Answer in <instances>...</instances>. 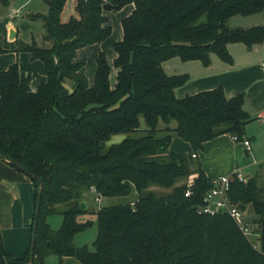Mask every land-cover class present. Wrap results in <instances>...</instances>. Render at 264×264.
Segmentation results:
<instances>
[{
    "label": "trees",
    "instance_id": "trees-1",
    "mask_svg": "<svg viewBox=\"0 0 264 264\" xmlns=\"http://www.w3.org/2000/svg\"><path fill=\"white\" fill-rule=\"evenodd\" d=\"M12 1L0 0L2 11ZM45 2V12L28 14L42 22L43 43L20 39L14 51L41 60L46 81L34 89L32 73L18 62L0 72V155L37 177H32L38 213L34 254L40 263L57 255L82 264H264V189L258 174L247 181L234 177L229 191L233 202L250 206L257 216L250 222L259 234L253 240L231 216L199 212L214 180L200 161L193 169L187 153L171 149L174 137L190 142L194 153L221 134L246 138L253 118L244 93L228 97L217 87L180 98L176 89L190 76L168 74L164 67L174 57L208 66L213 54L233 63L229 44L252 49L263 43L264 25L228 22L264 11V0H77L78 17L67 22L61 20L67 0ZM106 3L114 10L129 3L135 8L121 21L123 38L114 44L113 64L101 50L90 83L78 50L112 34ZM7 51L0 38V54ZM120 133L128 136L105 150V142ZM98 194L110 203L98 204ZM53 214L63 216L59 229L48 221ZM95 222L94 248L77 245L75 236ZM30 262L31 246L15 257L0 231V264Z\"/></svg>",
    "mask_w": 264,
    "mask_h": 264
},
{
    "label": "crops",
    "instance_id": "crops-1",
    "mask_svg": "<svg viewBox=\"0 0 264 264\" xmlns=\"http://www.w3.org/2000/svg\"><path fill=\"white\" fill-rule=\"evenodd\" d=\"M46 4L45 0H13L10 5L15 11L14 19L0 17V38L5 48L11 51L0 54V72L14 62H18L21 70L31 72L33 75V88L46 81V76L40 71L43 67L41 60H32L31 54L26 51L16 52L17 40L30 41L34 35L32 31H26L28 26L38 27L36 21L23 17L16 22V17L26 12L36 13ZM77 0H67L61 14L62 21H68L71 16H77ZM47 5V4H46ZM45 8V7H44ZM134 3H129L116 13L112 10L106 11L109 24L119 22L115 30L112 26V34L105 42L96 43L82 47L78 50L77 60L84 61L83 67L90 83L94 82L99 52L104 50L108 60L113 64L116 57L114 44L123 38L122 19L134 10ZM47 9V8H46ZM15 33V34H14ZM14 34V35H12ZM35 36V35H34ZM43 32L35 38L42 41ZM228 49L232 54L233 63L223 61L217 54L211 56L210 65L206 66L199 60L182 61L177 59V74H188L190 80L176 89L178 97L195 94L200 91L223 87L228 97H234L239 93L245 95V109L253 117H257L264 111V42L249 49L243 43H231ZM13 50V51H12ZM171 60L167 61L168 63ZM176 64V62H173ZM170 68V64H168ZM114 71V70H113ZM112 71V73H113ZM111 73V76H112ZM168 73V72H167ZM172 74V73H171ZM116 79V74H115ZM114 84V81H111ZM261 121V120H260ZM264 122V121H261ZM253 131L246 129V138L251 143L254 141ZM171 149L185 152L193 164L200 161L207 176L213 180L223 175H229L234 170H240L239 166H250L251 154L246 151L240 141L233 140V136L225 133L205 142L203 150L198 151L194 157V151L190 142L181 137H174ZM246 177L254 176L246 173ZM256 175V174H255ZM196 174L191 178L194 179ZM36 187L32 177L8 160L0 158V231L2 233L5 247L15 257L24 256L28 247L31 246L33 236V223L36 214ZM33 264H41L35 257ZM46 264H82L73 256L59 257L49 255Z\"/></svg>",
    "mask_w": 264,
    "mask_h": 264
},
{
    "label": "rangeland",
    "instance_id": "rangeland-1",
    "mask_svg": "<svg viewBox=\"0 0 264 264\" xmlns=\"http://www.w3.org/2000/svg\"><path fill=\"white\" fill-rule=\"evenodd\" d=\"M46 8H47V5L44 4L39 9V11L40 12H45L47 10ZM2 9H3V7L0 4V14L5 12V14H1L0 17H4V18L5 17H10V16H8V14L10 13V14H12L11 18L14 19L15 15H16L14 10L7 9V11H4V10L2 11ZM26 10L23 11L24 15L20 14V15H18V17H16V22L17 23H19V20L22 19L23 17H25L27 19L29 18L28 14H27V13H29V11L26 12ZM107 11H109V10H107ZM117 11H119V10H112L111 13H116ZM70 18H69V20H70ZM31 20H33V19H31ZM61 20H62V18H61ZM33 21H36V20H33ZM63 22H67V21H63ZM36 23L38 24V27L40 26L39 29L37 27H34V25H31L32 24L31 23L30 26H28V28H26V31H32V33H34V35L36 37H38V34L41 35V33L44 30H43V26H42V22L41 21H36ZM228 24L231 27H241V28H249V27H253V26H256V25H264V11H262L260 13H255V14H252V15H240V14L239 15H234L233 17L230 18ZM112 26H113V28L115 30H117V28L119 27V22L118 23L117 22H114V23L112 22ZM34 35H33V37H35ZM107 39H109V38H107ZM42 43H43V38H42V41L39 42V44H42ZM3 46H4V44H3ZM7 49H8L7 52L11 51V48H7ZM106 56H107V53H106ZM107 59H108V56H107ZM177 59L179 60L178 57H174V58L169 59V60H171L170 62H172V63H168V62L164 63L165 70H166V72H168V74H171V73L172 74H177ZM173 62H176V64L173 63ZM168 64H170V68H168ZM113 70H112L113 73H112V76H111V81H114V83H115V81H116L115 74H117L116 73L117 70L116 69H113ZM176 94H177V91H176ZM252 118H253V120L246 127L247 130H249L250 128L252 129V131L254 133L253 136L255 137L254 141H252V151L249 152L251 154L250 160H251L252 164L250 166H247V167L239 166L240 170L236 169L229 175H233V178L234 177L238 178L237 174H233V173H241L246 178V175H245L246 173H252L254 175L258 174L259 182H260L261 186L264 189V122H261L255 116H253ZM173 124L174 125L176 124L175 121H173ZM142 126L143 127L145 126V122H144L143 119H142ZM127 136H128L127 133H120V134L112 135L111 138L105 142V150H107L112 144L121 142ZM196 162H194L193 164L191 163L192 164L191 166H192L193 169L196 168V164H195ZM194 175H192L189 178L187 183L189 181L195 182V178H196L197 174H196L194 179H191ZM247 179H248V177H247ZM158 190L159 191H164L165 189L158 188ZM166 190L168 192H170V191L173 190V188H166ZM118 202H121V201H118L116 199L115 203H118ZM109 203H110V201L108 199H104L101 203H98V204L105 205V204H109ZM88 204H89V206H92V205L95 206L96 203L94 202L93 199L88 198ZM255 218H257V216L253 213L252 208L250 206H248L247 208L243 209V220H244V222H247V223L251 222V221L253 222ZM85 219L86 218L81 217V220H85ZM48 221L50 222V224H51L53 229H59L62 226V223H63V216L61 214H53V215L49 216ZM96 233H97V224L95 222L89 229H87V230H85V231H83L81 233H78L75 236V243L77 245H79V246L80 245H88V247L90 249H93L94 248V240H95ZM252 237H256V236L252 235Z\"/></svg>",
    "mask_w": 264,
    "mask_h": 264
},
{
    "label": "built area",
    "instance_id": "built-area-1",
    "mask_svg": "<svg viewBox=\"0 0 264 264\" xmlns=\"http://www.w3.org/2000/svg\"><path fill=\"white\" fill-rule=\"evenodd\" d=\"M12 16V15H11ZM264 68V66H263ZM257 118L261 121H264V111L260 113ZM233 140L240 141L243 143L246 151H252V143L248 138L239 140L237 136H233ZM194 153V157H196ZM237 174V177L241 181H247V177L243 176L241 173ZM233 180V175H223L214 180V186L205 194L203 198V204L199 208V212L209 215L217 214H227L231 216L240 226L241 230L251 239H256L259 234L254 230V225L250 222H244L243 220V209H241L240 204L233 202L230 199L229 191L231 187V182ZM194 185L193 181L188 182V187L185 191L187 197L192 195V186ZM93 192H96L95 188H92ZM103 196L98 194L95 198L97 203H101ZM255 235L256 237H252Z\"/></svg>",
    "mask_w": 264,
    "mask_h": 264
},
{
    "label": "water",
    "instance_id": "water-1",
    "mask_svg": "<svg viewBox=\"0 0 264 264\" xmlns=\"http://www.w3.org/2000/svg\"><path fill=\"white\" fill-rule=\"evenodd\" d=\"M103 8L105 10H112L115 8V6L109 4V3H106ZM15 34V33H14ZM12 34V35H14ZM0 158H3L2 155H0ZM4 159V158H3ZM12 163V162H11ZM14 164V163H12ZM18 168H20L21 170H24L27 174H29V171L23 169L22 167L20 166H17ZM33 178H37L36 175L32 174ZM250 177V176H249ZM38 180L41 182V185H42V181L38 178ZM82 207L83 208H86V203L85 202H82ZM240 207L241 209H245L246 208V205L245 204H240ZM37 219H38V213H36L35 215V222H34V231H33V236H32V241H31V263H33L34 259H35V254H34V248H35V239H36V229H37Z\"/></svg>",
    "mask_w": 264,
    "mask_h": 264
}]
</instances>
